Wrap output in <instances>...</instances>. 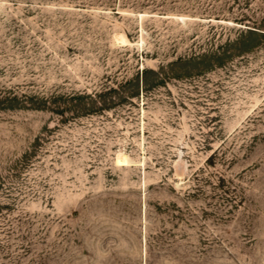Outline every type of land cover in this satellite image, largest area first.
<instances>
[{"label":"rangeland","instance_id":"1","mask_svg":"<svg viewBox=\"0 0 264 264\" xmlns=\"http://www.w3.org/2000/svg\"><path fill=\"white\" fill-rule=\"evenodd\" d=\"M0 264H264V0H0Z\"/></svg>","mask_w":264,"mask_h":264},{"label":"bare ground","instance_id":"2","mask_svg":"<svg viewBox=\"0 0 264 264\" xmlns=\"http://www.w3.org/2000/svg\"><path fill=\"white\" fill-rule=\"evenodd\" d=\"M116 41L117 43H122V44H126L129 42V40H127V38L124 35L116 36ZM114 44L116 43L114 42ZM129 163H130V160L126 156H123V155H119L116 159V164L118 166H128Z\"/></svg>","mask_w":264,"mask_h":264}]
</instances>
